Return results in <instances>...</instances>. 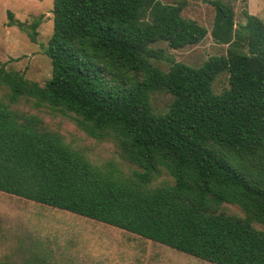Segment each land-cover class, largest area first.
Segmentation results:
<instances>
[{"label": "trees", "instance_id": "trees-1", "mask_svg": "<svg viewBox=\"0 0 264 264\" xmlns=\"http://www.w3.org/2000/svg\"><path fill=\"white\" fill-rule=\"evenodd\" d=\"M190 1L54 0L45 86L0 67V190L212 263L264 264V19L245 10L237 24L232 4L208 0L225 53L164 68L153 44L181 48L209 32L183 15ZM224 72L229 86L216 93ZM159 93L171 95L165 109ZM22 98L111 131L133 175L103 176L38 115L16 111ZM162 169L173 181L153 185Z\"/></svg>", "mask_w": 264, "mask_h": 264}, {"label": "rangeland", "instance_id": "rangeland-1", "mask_svg": "<svg viewBox=\"0 0 264 264\" xmlns=\"http://www.w3.org/2000/svg\"><path fill=\"white\" fill-rule=\"evenodd\" d=\"M225 1L234 7L237 24L246 21L245 10L264 19V0ZM53 6L54 0H0V67L18 71L42 87L52 76V62L45 48L54 28ZM215 13L210 1L191 0L183 15L205 25L209 30L207 36L198 44L181 48H172L165 41L156 42L153 46L163 53L158 63L167 68L174 59L199 66L209 56L225 53L227 45L217 42L211 33ZM36 20L40 23L36 39H32L29 32ZM228 86L225 72L213 84L216 93ZM6 93L7 89L0 86V101L9 102ZM170 100L167 93L154 97L155 105L161 109ZM12 107L38 115L47 128L60 133L74 152L103 176L118 179L133 175L136 165L130 162L111 131L92 132L87 123H81L72 114L53 111L48 106L37 107L26 98ZM166 181H173V177L162 169L152 184ZM225 208L242 213L235 204H225ZM256 227L264 231V224ZM0 264L216 263L78 213L0 190Z\"/></svg>", "mask_w": 264, "mask_h": 264}, {"label": "crops", "instance_id": "crops-1", "mask_svg": "<svg viewBox=\"0 0 264 264\" xmlns=\"http://www.w3.org/2000/svg\"><path fill=\"white\" fill-rule=\"evenodd\" d=\"M65 210V209H64ZM107 224V223H106ZM175 249V248H174ZM96 258V257H95ZM98 260V259H97Z\"/></svg>", "mask_w": 264, "mask_h": 264}]
</instances>
